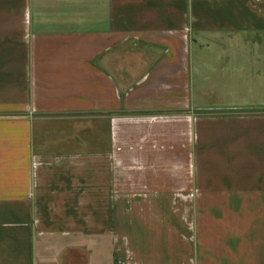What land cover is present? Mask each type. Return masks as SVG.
Instances as JSON below:
<instances>
[{"label":"crops","instance_id":"0c3cea01","mask_svg":"<svg viewBox=\"0 0 264 264\" xmlns=\"http://www.w3.org/2000/svg\"><path fill=\"white\" fill-rule=\"evenodd\" d=\"M0 264H264V0H0Z\"/></svg>","mask_w":264,"mask_h":264}]
</instances>
